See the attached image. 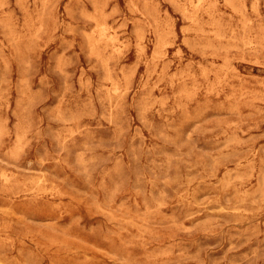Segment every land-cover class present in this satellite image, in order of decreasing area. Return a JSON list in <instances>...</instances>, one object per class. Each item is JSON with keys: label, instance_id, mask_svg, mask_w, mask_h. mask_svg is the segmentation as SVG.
<instances>
[{"label": "rangeland", "instance_id": "rangeland-1", "mask_svg": "<svg viewBox=\"0 0 264 264\" xmlns=\"http://www.w3.org/2000/svg\"><path fill=\"white\" fill-rule=\"evenodd\" d=\"M0 264H264V0H0Z\"/></svg>", "mask_w": 264, "mask_h": 264}]
</instances>
